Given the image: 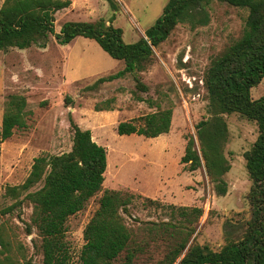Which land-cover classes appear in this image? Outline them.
Here are the masks:
<instances>
[{"label": "rangeland", "instance_id": "rangeland-1", "mask_svg": "<svg viewBox=\"0 0 264 264\" xmlns=\"http://www.w3.org/2000/svg\"><path fill=\"white\" fill-rule=\"evenodd\" d=\"M167 1L114 0L113 7L109 0H72L69 7L56 12L55 29L59 31L67 20L112 18L116 26L123 28L124 39L133 42L145 35V29L162 14ZM3 2L0 0V8ZM204 11L193 25L186 20L180 22L165 41L153 47L151 63L138 73L147 91L136 89V78L131 73L85 90L86 85L117 72L125 63L82 35L60 44L54 34H49L44 45L0 50V125L9 94H24L29 110L27 126L15 128L12 136L0 142V209L14 202L5 195V189L24 182L35 157L71 149V118L107 147L102 190L66 223L72 264H79L84 228L105 189L132 194L126 222L134 240L144 246L134 264H155L177 239L176 231L187 224L180 210L169 205L202 207V215L193 223L195 232L190 243L207 244L213 249L225 243L227 229L236 235L252 217L248 196L252 180L244 152L258 134L253 121L239 113L225 115L229 127L225 153L232 164L225 175V195L215 192L204 165L188 170L181 162L187 135L196 136L197 123L208 115L204 75L211 60L240 36L248 13L246 8L217 0L206 5ZM263 94L264 79L251 89L254 99ZM66 95L73 99L70 105L65 103ZM110 98L111 109H95L96 103L104 104ZM169 105L173 106V118L168 133L156 137L117 133L120 121ZM149 199L161 204L150 203ZM33 212V203L26 200L21 208L2 216V221L12 238L24 245L27 257L41 261L42 235L32 220ZM229 221L232 225L226 226Z\"/></svg>", "mask_w": 264, "mask_h": 264}, {"label": "trees", "instance_id": "trees-1", "mask_svg": "<svg viewBox=\"0 0 264 264\" xmlns=\"http://www.w3.org/2000/svg\"><path fill=\"white\" fill-rule=\"evenodd\" d=\"M109 1L116 7L114 0ZM212 1L215 0H168L162 14L145 29V35L127 42L123 28L116 26L112 18L67 20L56 31V12L69 7L72 0H4L0 8V50L44 45L43 41L49 34H54L60 44H68L82 35L94 39L111 57L125 63L117 72L86 85L85 90H94L104 82L131 73L136 78V89L147 91L148 86L138 73L151 63L153 47L165 41L180 22L186 20L193 25L195 19L204 16L205 6ZM217 1L246 8L248 13L240 36L211 60L204 75L208 115L197 123L196 136L187 135L181 162L188 170L204 165L215 192L225 195L228 191L225 175L232 167L225 153L229 139L225 115L239 113L253 121L258 134L251 148L244 152L252 180L248 193L252 217L236 235L227 229L225 243L219 249H213L207 244L190 243L195 232L193 223L202 215V207L169 205L173 210H180L187 224L176 231L177 239L169 244L164 256L155 264H264V94L257 99L251 95L252 87L264 79V0ZM72 100L66 95L67 105ZM112 100L96 103L95 109H111L109 104ZM27 104L24 94L8 95L0 125V142L12 136L15 128L27 126ZM172 118L173 106L169 105L120 121L117 133L156 137L170 131ZM70 120L73 130L71 149L35 157L24 182L8 185L5 189V195L14 202L0 209V264L73 262L66 223L71 215L82 210L88 200L102 190L108 150L93 139L89 129H82L74 119ZM26 200L34 205L32 220L42 235L41 261L27 257L24 245L12 238L2 221V216L21 208ZM131 200L132 194L128 191H103L98 208L84 228L85 242L79 264H134L144 246L134 240L132 229L126 222L125 215L129 214ZM149 202L161 204L155 199H149ZM166 224L172 225L171 222ZM228 225L232 223L229 221Z\"/></svg>", "mask_w": 264, "mask_h": 264}, {"label": "bare ground", "instance_id": "bare-ground-1", "mask_svg": "<svg viewBox=\"0 0 264 264\" xmlns=\"http://www.w3.org/2000/svg\"><path fill=\"white\" fill-rule=\"evenodd\" d=\"M105 173H106V171H105Z\"/></svg>", "mask_w": 264, "mask_h": 264}]
</instances>
